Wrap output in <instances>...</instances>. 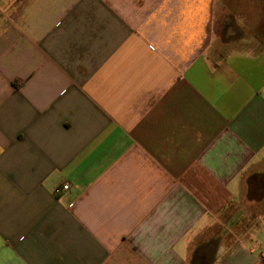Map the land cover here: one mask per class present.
I'll list each match as a JSON object with an SVG mask.
<instances>
[{
  "label": "crops",
  "instance_id": "0c3cea01",
  "mask_svg": "<svg viewBox=\"0 0 264 264\" xmlns=\"http://www.w3.org/2000/svg\"><path fill=\"white\" fill-rule=\"evenodd\" d=\"M225 4L0 0V264H264V16Z\"/></svg>",
  "mask_w": 264,
  "mask_h": 264
},
{
  "label": "rangeland",
  "instance_id": "374dc122",
  "mask_svg": "<svg viewBox=\"0 0 264 264\" xmlns=\"http://www.w3.org/2000/svg\"><path fill=\"white\" fill-rule=\"evenodd\" d=\"M242 1L243 3L246 4V6L244 5L240 6L239 0H225V2L227 3L225 5L227 8L226 9L227 12L231 13L239 9L240 12L243 13L242 20L238 19V25L241 28H244L243 25H244V20H245L246 15L252 12L254 15H256L257 18L264 16V0H242ZM261 24H262V21L257 20L256 30H262L263 27L261 26Z\"/></svg>",
  "mask_w": 264,
  "mask_h": 264
},
{
  "label": "built area",
  "instance_id": "2783aa9c",
  "mask_svg": "<svg viewBox=\"0 0 264 264\" xmlns=\"http://www.w3.org/2000/svg\"><path fill=\"white\" fill-rule=\"evenodd\" d=\"M68 188V183H64L62 186H61V189H67Z\"/></svg>",
  "mask_w": 264,
  "mask_h": 264
}]
</instances>
